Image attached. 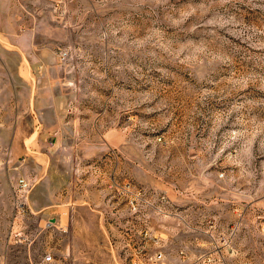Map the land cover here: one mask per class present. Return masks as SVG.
<instances>
[{"label": "rangeland", "instance_id": "obj_1", "mask_svg": "<svg viewBox=\"0 0 264 264\" xmlns=\"http://www.w3.org/2000/svg\"><path fill=\"white\" fill-rule=\"evenodd\" d=\"M62 1L54 143L0 89V264H264V0Z\"/></svg>", "mask_w": 264, "mask_h": 264}, {"label": "crops", "instance_id": "obj_2", "mask_svg": "<svg viewBox=\"0 0 264 264\" xmlns=\"http://www.w3.org/2000/svg\"><path fill=\"white\" fill-rule=\"evenodd\" d=\"M61 2L0 0V89L12 88L11 102L16 104L18 118L27 113L31 120L26 144L29 149L38 148L37 143L44 140L54 143L51 135L60 134L68 102V84L53 50L58 33L50 36L44 26L49 9ZM64 211L60 225H64ZM186 249L178 251V258L190 262Z\"/></svg>", "mask_w": 264, "mask_h": 264}, {"label": "built area", "instance_id": "obj_3", "mask_svg": "<svg viewBox=\"0 0 264 264\" xmlns=\"http://www.w3.org/2000/svg\"><path fill=\"white\" fill-rule=\"evenodd\" d=\"M31 188V182L25 178H21L18 181L17 185V194H16V202H15V211L17 213L18 217H26L29 215V210L26 206V192ZM162 199H165L163 196ZM62 260H58L54 254L51 253H45L40 257L38 261H36L35 264H59Z\"/></svg>", "mask_w": 264, "mask_h": 264}]
</instances>
